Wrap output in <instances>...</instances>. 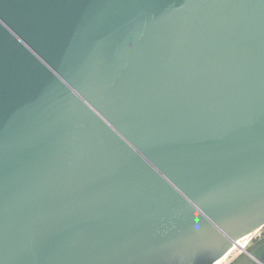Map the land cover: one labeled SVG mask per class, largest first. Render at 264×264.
I'll list each match as a JSON object with an SVG mask.
<instances>
[{
  "label": "water",
  "instance_id": "water-1",
  "mask_svg": "<svg viewBox=\"0 0 264 264\" xmlns=\"http://www.w3.org/2000/svg\"><path fill=\"white\" fill-rule=\"evenodd\" d=\"M263 222L264 0H0V264L214 261Z\"/></svg>",
  "mask_w": 264,
  "mask_h": 264
},
{
  "label": "flooded vegetation",
  "instance_id": "flooded-vegetation-1",
  "mask_svg": "<svg viewBox=\"0 0 264 264\" xmlns=\"http://www.w3.org/2000/svg\"><path fill=\"white\" fill-rule=\"evenodd\" d=\"M217 231H219L223 236H226V239L223 241L225 243L221 248H226L228 245L229 246L227 251L214 261L211 259L213 253L203 254L198 258L186 259V252L188 250L190 251L192 248H184L179 250L180 254H178V256L176 255L177 259L174 258V255L167 253L160 255L158 258L146 260L141 264H218L227 256H232V258L226 264H247V257L245 256L246 250L248 248L257 247L264 244V222L257 227H248L244 228L243 231H240L239 234L241 236L237 240V245L235 244V241H233L232 236L226 230L217 227ZM211 235V238L214 239L215 235L212 233ZM239 241H241V243H239ZM181 252H183V254Z\"/></svg>",
  "mask_w": 264,
  "mask_h": 264
},
{
  "label": "rangeland",
  "instance_id": "rangeland-1",
  "mask_svg": "<svg viewBox=\"0 0 264 264\" xmlns=\"http://www.w3.org/2000/svg\"><path fill=\"white\" fill-rule=\"evenodd\" d=\"M231 258H232V256H227V257H225L220 263H218V264H226L227 262H229L230 260H231Z\"/></svg>",
  "mask_w": 264,
  "mask_h": 264
},
{
  "label": "built area",
  "instance_id": "built-area-1",
  "mask_svg": "<svg viewBox=\"0 0 264 264\" xmlns=\"http://www.w3.org/2000/svg\"><path fill=\"white\" fill-rule=\"evenodd\" d=\"M239 243H241V241H239Z\"/></svg>",
  "mask_w": 264,
  "mask_h": 264
}]
</instances>
